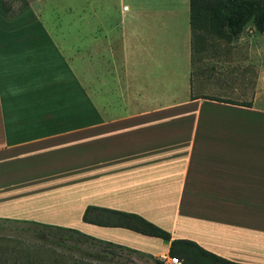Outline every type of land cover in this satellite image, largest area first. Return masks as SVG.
<instances>
[{
    "label": "crops",
    "instance_id": "0c3cea01",
    "mask_svg": "<svg viewBox=\"0 0 264 264\" xmlns=\"http://www.w3.org/2000/svg\"><path fill=\"white\" fill-rule=\"evenodd\" d=\"M46 1L8 11L0 0V219L160 259L188 239L264 264V106L236 83L227 90L221 64L194 61L189 0L188 29L142 25L143 12L173 16L177 5L161 0L123 12L116 30ZM89 206L137 214L170 240L84 221Z\"/></svg>",
    "mask_w": 264,
    "mask_h": 264
},
{
    "label": "rangeland",
    "instance_id": "374dc122",
    "mask_svg": "<svg viewBox=\"0 0 264 264\" xmlns=\"http://www.w3.org/2000/svg\"><path fill=\"white\" fill-rule=\"evenodd\" d=\"M44 1L42 0V4ZM160 2L161 0H47L46 8L49 10V7L57 6L60 11H63L62 9L69 10V7L77 6L76 10L83 9L85 22L88 21L93 25L99 23L105 29L114 28L116 30L123 12L129 15L132 10L138 7H156ZM173 2L174 5H177V9L171 18L167 15L156 14L154 19H151L143 12L139 21L142 25L152 22L164 25L172 24L180 29H188V0H173ZM16 4L18 7L17 2ZM123 4L128 6V12L122 9ZM63 13L66 14L64 11L61 12L62 15ZM263 41L264 32L256 31L252 22L249 21L237 36L229 40L220 39L213 34H206L203 40H197L192 49L193 59L194 61L203 59L204 65L207 66L211 62L210 59L216 62L215 64H221V68L224 67L223 74L227 80V90L236 83L237 88H241L245 99H253L257 95L258 105L264 106V73L262 72L259 78L256 71L258 59L264 65ZM256 42L258 44L255 47ZM134 66L131 65L132 71L137 70ZM181 67L180 63L179 71H182ZM240 68H242V72L239 71ZM149 82L147 80V84ZM181 93V87H179L178 94ZM233 97L235 96L233 95ZM65 234L31 223L0 219V244H3L4 241L1 238H8L12 243L20 242L27 248L37 250L41 255L50 254L52 251L62 254L69 263L70 257L73 256L78 264H155L152 256L148 254L96 242L78 240L74 242V238H72L74 236L66 237ZM164 260L167 262V259Z\"/></svg>",
    "mask_w": 264,
    "mask_h": 264
},
{
    "label": "trees",
    "instance_id": "16d2710c",
    "mask_svg": "<svg viewBox=\"0 0 264 264\" xmlns=\"http://www.w3.org/2000/svg\"><path fill=\"white\" fill-rule=\"evenodd\" d=\"M12 2L18 3V10L28 6L27 0H2L5 9L8 11ZM249 21L252 22L256 31L264 32V0H189L192 49L195 42L203 40L206 34H213L220 39L229 40L237 36L243 26ZM221 101L234 103L229 99ZM237 104L250 106L249 102ZM90 211H97L96 218L90 219L88 217ZM82 218L84 221L104 226L125 227L145 235L170 240L168 231L134 213L89 206L85 208ZM26 223L58 230L64 234L67 233L64 236H74L72 237L74 242L77 240L81 242H96L138 252L120 244L94 238L73 228L35 222ZM1 239L4 241L3 244H0V264H78V261L73 256L70 257L71 261L69 263L64 255L56 254L54 251L50 252V254L41 255L37 250L27 248L20 242L15 244L8 238ZM168 254L169 256L177 257L180 260V264H237L225 261L209 253L194 241L188 239L170 240ZM152 258L155 264H164V259Z\"/></svg>",
    "mask_w": 264,
    "mask_h": 264
},
{
    "label": "built area",
    "instance_id": "2783aa9c",
    "mask_svg": "<svg viewBox=\"0 0 264 264\" xmlns=\"http://www.w3.org/2000/svg\"><path fill=\"white\" fill-rule=\"evenodd\" d=\"M164 264H180V260L177 257L169 256L167 262L164 260Z\"/></svg>",
    "mask_w": 264,
    "mask_h": 264
}]
</instances>
